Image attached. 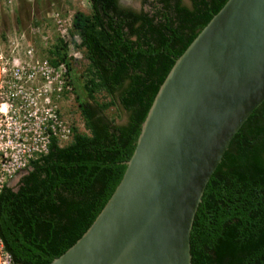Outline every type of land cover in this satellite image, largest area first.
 Listing matches in <instances>:
<instances>
[{
	"label": "trees",
	"instance_id": "16d2710c",
	"mask_svg": "<svg viewBox=\"0 0 264 264\" xmlns=\"http://www.w3.org/2000/svg\"><path fill=\"white\" fill-rule=\"evenodd\" d=\"M140 1L151 10L89 0L88 13L73 14L77 46L88 60L82 82L73 76L65 41L45 50L52 64L67 66L83 129L72 124L70 141L60 146L54 139L15 188L0 192V238L15 264H49L87 230L123 177L175 60L227 0ZM110 106L126 120L106 115ZM190 251L191 264H264V101L204 189Z\"/></svg>",
	"mask_w": 264,
	"mask_h": 264
},
{
	"label": "water",
	"instance_id": "95a60500",
	"mask_svg": "<svg viewBox=\"0 0 264 264\" xmlns=\"http://www.w3.org/2000/svg\"><path fill=\"white\" fill-rule=\"evenodd\" d=\"M263 101L264 0H227L160 85L106 204L49 264H191L204 189Z\"/></svg>",
	"mask_w": 264,
	"mask_h": 264
},
{
	"label": "built area",
	"instance_id": "2783aa9c",
	"mask_svg": "<svg viewBox=\"0 0 264 264\" xmlns=\"http://www.w3.org/2000/svg\"><path fill=\"white\" fill-rule=\"evenodd\" d=\"M30 30L8 23L0 28V192L27 172L33 159L48 153L54 139L62 146L72 138L73 115L67 111L74 106L73 86L67 66L52 64L38 48L36 29ZM0 264H15L1 238Z\"/></svg>",
	"mask_w": 264,
	"mask_h": 264
},
{
	"label": "rangeland",
	"instance_id": "374dc122",
	"mask_svg": "<svg viewBox=\"0 0 264 264\" xmlns=\"http://www.w3.org/2000/svg\"><path fill=\"white\" fill-rule=\"evenodd\" d=\"M125 5H128L134 9L144 8L145 10H151V6L142 5L140 0H121ZM188 3V0H184ZM12 6V9L9 7ZM10 10H13V14ZM76 11H83L88 13L90 11L89 0H0V28H6L7 23L14 24V26L20 28H26L28 34H30V26L36 29V42L38 48L44 52L47 47L54 46L59 42V39L67 43V57L73 64V76L80 79L82 82L85 77V70L88 64V60L84 55L82 48H79V37L73 33L71 22L72 16ZM8 12V13H7ZM31 36V35H30ZM41 37H48L47 43L40 42ZM31 38V37H30ZM45 53V52H44ZM79 77V78H78ZM78 81V80H77ZM100 100H104L102 95H99ZM107 99V98H106ZM67 106V104H66ZM67 111L73 117H69L73 121L74 125L83 129L81 125L80 115L76 107L68 108ZM105 114L110 118L114 117L117 122H124L126 116L121 114L116 106H110ZM18 175L16 178H20ZM14 182L12 185H17Z\"/></svg>",
	"mask_w": 264,
	"mask_h": 264
},
{
	"label": "crops",
	"instance_id": "0c3cea01",
	"mask_svg": "<svg viewBox=\"0 0 264 264\" xmlns=\"http://www.w3.org/2000/svg\"><path fill=\"white\" fill-rule=\"evenodd\" d=\"M17 181H19V180H18V178L15 177L14 179H12V180L9 182L8 185L11 186V187H14V188H15L17 185L13 186L12 184H13L14 182H17Z\"/></svg>",
	"mask_w": 264,
	"mask_h": 264
},
{
	"label": "clouds",
	"instance_id": "9594fccd",
	"mask_svg": "<svg viewBox=\"0 0 264 264\" xmlns=\"http://www.w3.org/2000/svg\"><path fill=\"white\" fill-rule=\"evenodd\" d=\"M22 174H23V173H22ZM22 174H21V175H22ZM20 177H21V176H20ZM19 179H20V178H19Z\"/></svg>",
	"mask_w": 264,
	"mask_h": 264
}]
</instances>
